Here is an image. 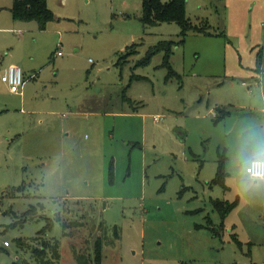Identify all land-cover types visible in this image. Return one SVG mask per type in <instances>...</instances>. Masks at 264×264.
I'll return each mask as SVG.
<instances>
[{"label": "rangeland", "instance_id": "1", "mask_svg": "<svg viewBox=\"0 0 264 264\" xmlns=\"http://www.w3.org/2000/svg\"><path fill=\"white\" fill-rule=\"evenodd\" d=\"M13 2L0 63L27 80L14 93L0 72V264H264V199L231 163L264 127V0H187L200 30L173 74L163 52L136 66L183 38L146 26L143 0H47L45 29Z\"/></svg>", "mask_w": 264, "mask_h": 264}, {"label": "trees", "instance_id": "2", "mask_svg": "<svg viewBox=\"0 0 264 264\" xmlns=\"http://www.w3.org/2000/svg\"><path fill=\"white\" fill-rule=\"evenodd\" d=\"M11 12L15 19L38 20L41 29H45L47 23L54 19V14L48 6L47 0H14ZM141 19L146 26H155L163 22H177L182 27L181 35L183 38L180 41H175L173 39L160 40L157 44L151 46L147 54L136 64V66L148 65L155 54L163 52V65L170 69L171 74L176 73L170 61L174 47L184 42L190 30H200L197 25L193 24L190 17L187 16V0H143V13ZM131 54L132 52L128 51L126 58L131 56ZM224 174V165L221 163L216 181L223 180L225 178ZM216 205L220 207L223 214L230 210V208L225 210L221 201H218ZM97 250L100 256L102 250L100 240L97 242Z\"/></svg>", "mask_w": 264, "mask_h": 264}, {"label": "clouds", "instance_id": "3", "mask_svg": "<svg viewBox=\"0 0 264 264\" xmlns=\"http://www.w3.org/2000/svg\"><path fill=\"white\" fill-rule=\"evenodd\" d=\"M231 163L245 196L264 199V127L243 130Z\"/></svg>", "mask_w": 264, "mask_h": 264}, {"label": "built area", "instance_id": "4", "mask_svg": "<svg viewBox=\"0 0 264 264\" xmlns=\"http://www.w3.org/2000/svg\"><path fill=\"white\" fill-rule=\"evenodd\" d=\"M58 54H62V51H58ZM1 79L10 86V90L14 93H21L26 82L24 71L17 64L9 65L7 71L2 74ZM5 245H9V242L5 241Z\"/></svg>", "mask_w": 264, "mask_h": 264}, {"label": "crops", "instance_id": "5", "mask_svg": "<svg viewBox=\"0 0 264 264\" xmlns=\"http://www.w3.org/2000/svg\"><path fill=\"white\" fill-rule=\"evenodd\" d=\"M0 58H1V54H0ZM7 69H8V66H5V65H3V60L1 61V63H0V72H2V74L3 73H5L6 71H7ZM27 80V79H26ZM25 84H26V82H25ZM11 91V90H10ZM12 92V91H11ZM19 94H21V95H24V91H23V89H22V92L21 93H19ZM5 244V243H4ZM10 245V244H9ZM9 245H6V246H9Z\"/></svg>", "mask_w": 264, "mask_h": 264}]
</instances>
